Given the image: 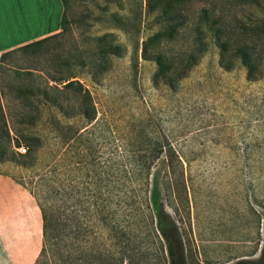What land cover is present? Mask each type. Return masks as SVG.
Returning <instances> with one entry per match:
<instances>
[{
	"label": "rangeland",
	"instance_id": "obj_1",
	"mask_svg": "<svg viewBox=\"0 0 264 264\" xmlns=\"http://www.w3.org/2000/svg\"><path fill=\"white\" fill-rule=\"evenodd\" d=\"M64 1L67 30L46 44V63L19 54L7 67L20 76H0L9 134L35 143L29 157L0 160V264H33L39 252L36 227L30 238L23 217L11 215L17 198L37 208L29 192L52 205L62 200L53 209L61 254L55 264H170L145 206L153 183L161 225L178 237V264H264V57L255 63V81L237 60L227 58L231 66L222 68L199 13L206 9L208 22L217 19L232 44L247 42L254 24L264 31V0L184 1V26L147 50L178 61L195 36L201 38L205 51L172 89L153 80L155 63L142 57L143 41L169 22L157 9L146 13V0ZM105 33L122 51L94 80L79 63L95 56L92 39ZM56 58L58 70L88 92L91 122L78 111L79 96L61 88L65 77L43 92L39 71H50ZM27 68L37 71L24 76ZM27 85L41 90L16 93ZM53 99L58 107L49 104ZM20 142L14 153L23 154ZM116 198L126 203L114 211Z\"/></svg>",
	"mask_w": 264,
	"mask_h": 264
},
{
	"label": "trees",
	"instance_id": "obj_2",
	"mask_svg": "<svg viewBox=\"0 0 264 264\" xmlns=\"http://www.w3.org/2000/svg\"><path fill=\"white\" fill-rule=\"evenodd\" d=\"M186 0H155V3L151 5L149 0L145 2V11L152 12L153 10L157 9L160 12V15L167 18L169 21L164 25V29L157 31L152 36L146 38L142 43V57L147 58V56L152 59L155 63L156 70L153 75V80L156 82H162L168 88L172 89L175 82L179 81L183 76L186 74L187 70L194 66L199 56L205 51V45L202 42L199 36H195L192 40L191 45L189 46L188 50L183 53L182 59L178 61H174L173 59L169 58L167 55L163 54L160 51H156L152 54L147 55V50L152 48L154 45L158 46L163 41L172 40V35L177 33L178 30L182 26H184V7L182 4ZM63 5L65 7V1L62 0ZM199 13L202 15L204 19V23L208 24V29L211 31L212 40L216 45L218 52H219V65L224 69H229L231 66L230 61H227V58H231L233 60H237L246 71V79L247 80H257L259 77V72L255 67V63L261 58L264 57V51L262 55H260L257 50L256 46L257 43L264 47V36H260L257 33H261L264 35V31L261 30L259 24H254L252 27L251 36L247 39V42H237L231 43V39L226 38L223 36L224 28L219 26L217 19H212L208 22L207 20V10L200 9ZM174 20H178L177 22ZM67 30V22L65 19V10L63 11L61 21H60V32L57 34L45 37L43 39L28 43L26 45L20 46L18 48L9 50L0 55V76L2 74H7L11 78L14 79L20 76V71H16L12 67H7V63L15 57L16 55H22L33 59L34 61L41 60L42 63H46L45 59L49 55V50L46 46L50 41L60 36ZM197 34H199L200 29H196ZM92 43L95 46L96 53L93 55L94 57L90 59L88 63L82 62L79 63L80 66L86 68L88 73L92 79H96V77L106 70V61L110 56H119L122 49L121 46L115 42L113 36L109 33H105L99 37H95L92 39ZM154 44V45H153ZM153 45V46H152ZM261 56V57H260ZM53 56L51 55V58ZM59 58L53 59L49 61L48 66H51V70H40L41 74L44 76V90L43 92L46 93V90L49 89L47 85L48 82H60L61 77L66 78V83L61 86L62 89H71L74 94L79 96L78 102V111L80 115L88 122L93 120L94 114V107L91 102L90 96L86 89L82 87V85L75 80H72L73 77H69L64 75L58 70L57 62L60 63ZM39 62V61H38ZM253 62H254V69H253ZM64 64H67L64 62ZM179 66H181L179 68ZM24 70V69H23ZM37 70L33 68H27L24 71V76L32 77ZM41 78V77H39ZM1 83V78H0ZM1 86V84H0ZM53 90H57L56 87L52 88ZM39 87H30L27 85L26 88H15L17 94H32L35 91H40ZM51 106L58 107V103L51 101ZM21 108L26 109L30 108V104L21 103ZM0 128L3 130L1 131L0 135V160L4 159L7 154H10L12 158L19 157H29L33 147L35 146L34 139H29L25 137V135L16 134L13 135L9 134V131H13V124L9 123L3 115V106L0 104ZM22 123V119H20ZM20 141L23 142L22 153H14L12 150L15 147L20 145ZM30 141V142H29ZM29 194L33 197L35 204L39 210L40 218H41V243L39 252L33 262V264H55L56 260L61 256L58 251V245L55 242V237L52 235V232L56 228V220L54 219V208H60L62 205V200L58 199L56 205L49 204L48 201L42 197L38 198V195L34 193ZM148 203L145 206L152 215L155 216L157 220V226L159 233L162 239L165 241L167 246V253L170 257V264H178L176 260V249L178 237L174 230L163 227L161 225V215L163 213V207L160 202V193L157 185L155 183L152 184L150 190L148 191L146 197ZM95 203V202H93ZM89 204V208H93L95 204ZM126 203V200H122L120 198L114 199L112 206L113 210H120L123 208V204ZM177 242V243H176ZM232 264H254V262H248L245 260H238Z\"/></svg>",
	"mask_w": 264,
	"mask_h": 264
},
{
	"label": "crops",
	"instance_id": "obj_3",
	"mask_svg": "<svg viewBox=\"0 0 264 264\" xmlns=\"http://www.w3.org/2000/svg\"><path fill=\"white\" fill-rule=\"evenodd\" d=\"M64 11L62 0H0V54L28 43L60 32V21ZM0 104L6 102L1 94ZM17 198L11 203L14 220L23 217L22 230L37 238L41 236V218L38 209L30 203ZM12 227V226H11Z\"/></svg>",
	"mask_w": 264,
	"mask_h": 264
},
{
	"label": "built area",
	"instance_id": "obj_4",
	"mask_svg": "<svg viewBox=\"0 0 264 264\" xmlns=\"http://www.w3.org/2000/svg\"><path fill=\"white\" fill-rule=\"evenodd\" d=\"M1 55V54H0Z\"/></svg>",
	"mask_w": 264,
	"mask_h": 264
}]
</instances>
